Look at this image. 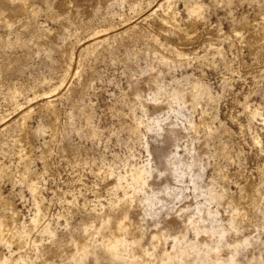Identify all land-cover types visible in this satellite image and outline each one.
Masks as SVG:
<instances>
[{
  "label": "rangeland",
  "instance_id": "1",
  "mask_svg": "<svg viewBox=\"0 0 264 264\" xmlns=\"http://www.w3.org/2000/svg\"><path fill=\"white\" fill-rule=\"evenodd\" d=\"M6 3L0 0V168L6 172L1 193L20 223L43 214L29 250L0 243V253L14 261L8 264H47L43 248L53 230L59 235L79 223L92 230L93 215L100 217L124 191L134 193L131 180H122L128 167L151 161L156 169L177 149L186 159L192 153L202 161L196 177L184 181L191 186L194 178L206 196L214 193L211 208L220 211L227 243L233 232L218 197L243 198L240 212L253 215V225L260 223L264 0ZM242 227L239 221L235 229ZM211 231L208 244L170 264H202L200 256L209 255L216 261L223 227L216 223ZM245 234L252 255L220 264H264V228ZM195 235L191 231L182 248L197 243ZM98 236L76 260L61 256L62 264H134L130 236L118 249ZM174 244L170 239L169 251ZM221 257L231 258L228 247Z\"/></svg>",
  "mask_w": 264,
  "mask_h": 264
},
{
  "label": "bare ground",
  "instance_id": "2",
  "mask_svg": "<svg viewBox=\"0 0 264 264\" xmlns=\"http://www.w3.org/2000/svg\"><path fill=\"white\" fill-rule=\"evenodd\" d=\"M11 3H14V0H7L6 4H11ZM101 41L103 40L101 39ZM184 82L186 83V81ZM179 96L175 95L174 98L176 99V101L179 99L181 100L180 98L181 96L180 97ZM176 114H180V112L179 113L177 112ZM21 115H23V113ZM152 121L156 123L157 128H159V130H162L161 129L162 124L160 125L159 120H152ZM189 128L194 130L196 126L192 123L191 127ZM174 131L175 130H173V132ZM151 132H155V131L151 130ZM152 134L155 135V133ZM193 148L194 147H192V149ZM158 155H160V153ZM157 156L155 157L157 158ZM189 157H190L189 159H186L185 157L180 155L177 149V153H166V156L164 157L165 158L164 165L162 166L159 164L160 166H162V168H159L160 166H158V168L156 167V169H153L150 164L151 161L149 160H148L149 163L147 165L144 164L143 166L137 165L138 167H128V168L126 167L127 168L125 173L126 175L122 180L125 179L131 180V184H130L131 186L130 185L129 186L132 188L134 193L129 194L128 192L124 191V198L120 199L117 203L112 205V207L110 206L111 208L108 209L105 208V211L103 213L101 212L102 214L100 215V217H95L94 215L93 217L90 216L91 217L90 223L93 226L92 230L87 229L88 226L86 227L84 226V224L82 225V223H79L80 225L78 224L75 228H68L66 232L59 235L55 234L56 232H54V230L52 229L54 233V235H52L53 233L51 234L52 236H54L52 237L53 240H51V242L49 241L50 243L47 242L46 243L47 245L44 244L45 245L43 248L44 250L41 249L44 252L43 255L41 254L44 258V261L47 264H62V262L60 261V257L63 255H67L69 258H71V260L75 259V256L77 254L85 253L87 251L88 247L92 244V242L98 235H102L104 239H107L109 241V243L111 241L114 243L113 245L114 249L115 248L118 249L119 243H121L122 240L125 239V237L130 236L134 250L131 254H129L128 252L127 253L134 261V264H150L152 258H155L157 260V264H170L178 261L179 263H182L180 261H183L185 256L186 257L191 256L192 251L198 249L199 243L202 244V242H204L208 244L209 240H211L212 237L211 229H215L216 223L221 224L223 227V232H222L223 234L221 235L222 238H220L223 241L215 251L218 254V259L214 261L209 255L207 259L204 260L200 256L201 254H199L200 261L202 264H220L225 262L232 263L236 260H242L245 256L251 254L253 250L251 248L250 240H248V238L245 236L246 235L245 233L256 232L258 227L264 228V215L259 216L260 223L257 221L259 224L253 225L252 224L253 215H250V213L249 215L248 213L245 215L241 213L239 210L240 209L239 207L241 206L240 202L242 201L243 198H241L240 202L238 200L237 202L229 197H225L224 194L218 197L220 199L219 200L220 202L218 203L224 202L223 206L228 215L227 226L229 225L230 230L233 232L232 242L230 244L227 243L225 241V234L227 233L228 229L225 228L224 224L218 220V217L220 216L219 213L220 211L218 209L213 210L211 208L213 202L216 200V198L214 197V193L210 192L208 193V196H206L203 193L204 191L202 192L199 186L195 184L197 180L196 182L194 181V178L196 177L194 176L195 175L194 173L196 169L200 165H202L200 164V162L202 161L198 159L199 156L196 157V155L192 153L191 156ZM1 168H0V243L4 245L3 247L7 246L8 248L11 247L13 243H17L18 244L17 246H19L21 250H27L28 248H30L31 244L33 243L31 239L33 230H35L37 226H39L38 224L40 220H42L43 214L41 211L37 215V217L32 219V222L30 224L19 222L18 220L19 212L16 210V208L13 206L12 203L7 201L2 196L1 182L6 176V172L4 169ZM187 175L191 177L192 175L194 176L193 180L189 182L192 184L191 185L192 187L186 184V182L184 181V178ZM115 183H116L115 187L117 188L122 187L120 181L118 182L116 181ZM126 187H128V185ZM140 192L144 194L143 199H140L138 197V193ZM195 200L197 201V205L193 207L191 206V203ZM145 208L147 209L144 210ZM239 221L240 222L242 221L243 227L241 229L239 228L238 230H236L235 228ZM82 222L84 223V221ZM49 230L51 231V229ZM88 230L92 232H89ZM191 231H194V233H196L198 240L197 243L190 242L187 245L188 248L186 247V245H184L185 248H182V244L187 241V237ZM27 238H30L29 242ZM170 239H172L175 242L172 251H169L167 248V244ZM224 247H228L230 249L231 252L230 259H224L221 257V252L222 249H224ZM198 259L199 258H197V261H199ZM10 262H14L11 256L7 257L0 253V264H8Z\"/></svg>",
  "mask_w": 264,
  "mask_h": 264
}]
</instances>
